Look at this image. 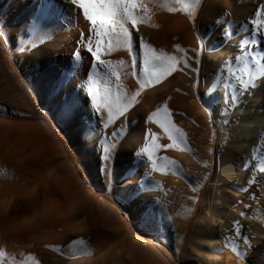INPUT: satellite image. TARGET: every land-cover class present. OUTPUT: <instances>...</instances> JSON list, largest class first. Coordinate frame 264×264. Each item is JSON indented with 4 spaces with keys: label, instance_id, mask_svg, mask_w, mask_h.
I'll return each mask as SVG.
<instances>
[{
    "label": "bare ground",
    "instance_id": "obj_1",
    "mask_svg": "<svg viewBox=\"0 0 264 264\" xmlns=\"http://www.w3.org/2000/svg\"><path fill=\"white\" fill-rule=\"evenodd\" d=\"M144 3L147 17L138 24V32L130 29L136 34L133 54L119 47L101 57L125 62L114 64L125 93L140 90L139 102L105 128L107 109L95 112L86 78L91 73L101 93L108 87L113 100L117 86L106 68L92 72L95 61L84 46L90 25L82 10L71 0H0V33L14 46L16 66L13 73L0 55V168L6 170L0 175V249L12 255L2 264H32L29 255L39 264H157L153 256L157 250L163 264H222L229 260V252L222 250L233 241L246 253L248 264H259V252H264V173L259 171L264 161V84L251 89L234 108L222 97L230 79L224 61H232L233 71L241 75L244 63H237L236 56L247 53L252 68V56L264 53V31L251 23L258 11L264 13V0H203L195 29L185 12L167 11L180 8L175 0ZM218 20L224 23L217 24ZM229 22L231 39L224 35ZM136 37L178 58L189 49L193 68L185 70L181 62L160 83L141 89L145 72ZM245 39L249 44L241 49ZM76 51L80 60L74 57ZM21 76L24 81L18 84ZM231 83L240 90L236 80ZM65 104L72 107L71 119L64 114ZM163 105L187 137V146L156 153L176 161L166 173L153 170L146 156L136 155L149 142V130L157 134L158 143H171L158 125L147 120ZM61 130L66 133L65 145ZM105 146L115 151L101 174ZM209 176L212 184L179 262ZM250 179L258 183L248 185ZM242 187L248 192L238 190ZM236 220L243 226L241 236L235 235ZM76 239L86 242L87 254L69 247ZM125 239L131 240V259L116 249V243Z\"/></svg>",
    "mask_w": 264,
    "mask_h": 264
},
{
    "label": "snow or ice",
    "instance_id": "obj_2",
    "mask_svg": "<svg viewBox=\"0 0 264 264\" xmlns=\"http://www.w3.org/2000/svg\"><path fill=\"white\" fill-rule=\"evenodd\" d=\"M71 2L76 5L79 10H82L84 19L90 25L88 31L91 35L84 38V46L86 47V51L91 55L92 60L95 61V63L90 66L92 72H95L96 69L100 67L106 68L108 73H110L116 81L117 94L113 100L111 90L108 87H105L103 94L101 93L97 86V81L92 78L91 73L86 78L87 95L91 97L95 112L99 113L102 109H107L108 121L105 124V128H107L108 124L113 123L117 116H124L129 109L133 108V106L139 102L137 97L140 95V90L133 92L131 95L125 93L123 91V85L120 83V73L116 70V67H114V64L123 66L125 62L123 60L113 62L102 59L101 57L102 55L110 54L114 49L119 47L125 48L129 55L133 54V43L136 34L130 31V29H136L137 32L139 31L137 26L147 17L148 7L144 3V0H71ZM175 2L180 5V8L168 7L167 11L170 13L182 11L189 16H193L202 4V0H175ZM256 16L257 18L252 20L251 23L256 26L257 31H264V13L258 11ZM222 23H224V21H217V24ZM232 27L233 24L229 22V27L224 33L228 39H231L233 36V32L231 31ZM244 30H246V28ZM93 36L95 37L94 43ZM136 39L138 40V49L143 53L145 72V80L141 83V89L160 83L163 78L177 71V66L181 64V62H183L184 67L189 66L186 55L178 58L164 51H158L142 38L136 37ZM251 43L255 45L257 41L252 39ZM247 44H249V40H243L240 44L241 49ZM176 48L181 53L184 52V49H181L179 45H177ZM247 56L248 54L245 53L244 56L235 57L237 63L243 60L244 66L239 69L241 75H237L233 71L231 67L232 61H224V65L230 77L229 81L224 84L225 91L222 97L226 106L233 108L238 106L241 102V98L245 94H249L251 89L258 88L264 84V63H261V59H264V53H257L255 56H252V68H249ZM74 57L77 60L81 59L78 51L74 52ZM132 64L133 66L136 64L134 56ZM221 72L223 73V69H221ZM244 77H247V79ZM231 79L238 82L240 86L239 91H237L236 85L231 83ZM64 114L71 119L73 114L71 105L65 104ZM147 120L158 125L171 143H158L157 134L149 130V142L145 143L144 146L137 151L136 155L137 157L146 156L153 170L166 173L169 169V165L176 167V161L170 160L167 156H157L156 153L160 149L179 148L182 145L187 146L186 134L173 123L172 113L167 105L156 108L155 111L147 116ZM225 123H228V121H225ZM121 131H123V129H121ZM113 135L118 136L119 133L114 132ZM190 150L191 149H189V151ZM114 151V147H104L103 155L100 157L101 165L99 171L101 174L106 170V162L113 158ZM161 160L164 161L163 164L160 163ZM259 171L264 173V161H262ZM4 174H6V170L0 168V175ZM254 183H258V181L252 179L247 181L248 185H253ZM238 190L248 192L249 189L248 187H242ZM251 198L255 199L254 196ZM189 211H191V209H189ZM240 215L245 216V213L241 212ZM249 218L251 219L253 217ZM232 224L235 229V235L241 236V228L243 226L238 220L232 221ZM242 239L245 244L251 246L247 236H242ZM225 246L227 247L228 245ZM69 247H71L75 253H88V246L83 239L73 240ZM55 250L60 251L61 249L57 246ZM232 251L238 256H246V253L239 250L235 245L232 246ZM5 255L4 250L0 249V264H2ZM27 259L32 261V264H39V261L35 260L31 255H29ZM21 264H23V262H21Z\"/></svg>",
    "mask_w": 264,
    "mask_h": 264
},
{
    "label": "rangeland",
    "instance_id": "obj_3",
    "mask_svg": "<svg viewBox=\"0 0 264 264\" xmlns=\"http://www.w3.org/2000/svg\"><path fill=\"white\" fill-rule=\"evenodd\" d=\"M202 3H203V0H202ZM201 6H202V4H201ZM201 6L193 14V16H189L186 13V16H187L188 20L190 21V24H191V26H192L193 29H195V27H196V18H197V14H198ZM2 36L3 35L0 33V55L2 57V60H3L4 64L6 65V67L8 69L9 68L12 69V72L14 73V72H16V69H15L16 66L14 64V55H13V52H12L14 50V46L10 44V42L8 41V39L5 36H3V37ZM189 52H190L189 49H187L186 57L188 58L187 60H188L189 66L188 67H184L185 70H191L193 68L192 67V64H191V59L192 58L190 59L191 55H190ZM198 53H199V56L202 55V47L198 50ZM197 70H198V68H197ZM18 79H19L18 80V84H22L23 81H24L23 80V77L21 76ZM196 94L199 97V79L197 80ZM36 106H37V108L42 109V106H41V104L38 101L36 102ZM60 137H61L62 143L65 145V141H66V133H65V131L61 130ZM215 143H217V134H216V131H214V140H213V147L214 148H215ZM214 148L212 149V152H211V155H212V159H211V162H212V170L214 169V165H215V162H216V155H215V149ZM70 158H71V160H72L73 163H77V165H78V173L80 174L79 176L81 178H84L83 175H82L81 164L78 163V161L76 160V157L74 156V153L71 154ZM87 181L88 180H84L85 186L86 187H90V184ZM211 184H212V182H211V176H209L208 179L206 180V182L202 185L200 197L198 198V200L196 202V211L194 212V214L191 217V220L189 222L188 231H187V233L185 235V238H184V240L182 242V248L180 250V254H179V257H178L179 262H181V256L183 254L184 248L189 244L188 237L190 235V230L192 229L193 224L195 223V220L197 219V216H198V214H199V212H200V210L202 208V205L205 203L206 191H207L208 187ZM97 193L99 194V196H102L100 194L101 192L97 191ZM99 198H101V197H99ZM106 198H108V197H106ZM118 206H120V205H118ZM132 228H135V227L132 226ZM147 239L148 240H151V242L157 248H159V243L156 240H153V238H151V237H147ZM130 243H131V240L128 241V239H125V242L124 241H121V243L120 242L116 243V249H117V251H118V249L119 250L121 249L120 251L123 252V253H125V255L127 256L130 253ZM249 243H250V239H249ZM235 244H237V241L231 242V244H229V246H228V248L226 250H224V249L222 250V253L223 254L224 253H227V251L229 252L228 253V259H229L228 262H223L222 264H225V263L226 264H236L237 261H241V264H248V260L245 258V256L244 257L238 256L235 252L232 251V246L235 245ZM245 245L247 247L249 246V244H245ZM120 251H119V253H120ZM157 252H158V250L153 252V256L155 258V261H156L157 264H163L161 262V258L163 259V257L158 256L157 255ZM259 254H260V257L261 258H260V260H259L258 263L259 264L260 263L261 264H264V252H259ZM10 255L9 254H6L5 255L4 260H3L4 263H6L8 261ZM128 257H129V259H131L130 258L131 257V254H129Z\"/></svg>",
    "mask_w": 264,
    "mask_h": 264
}]
</instances>
